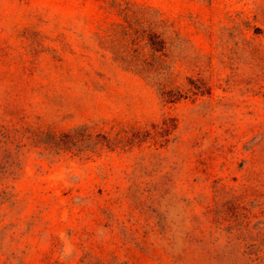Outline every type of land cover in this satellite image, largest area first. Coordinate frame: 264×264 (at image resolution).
Returning <instances> with one entry per match:
<instances>
[{"label": "rangeland", "instance_id": "374dc122", "mask_svg": "<svg viewBox=\"0 0 264 264\" xmlns=\"http://www.w3.org/2000/svg\"><path fill=\"white\" fill-rule=\"evenodd\" d=\"M0 264H264V0H0Z\"/></svg>", "mask_w": 264, "mask_h": 264}]
</instances>
